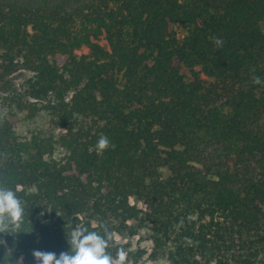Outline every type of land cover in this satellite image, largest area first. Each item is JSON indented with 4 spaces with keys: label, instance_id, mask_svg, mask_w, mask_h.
<instances>
[{
    "label": "trees",
    "instance_id": "1",
    "mask_svg": "<svg viewBox=\"0 0 264 264\" xmlns=\"http://www.w3.org/2000/svg\"><path fill=\"white\" fill-rule=\"evenodd\" d=\"M0 91L48 127L0 118L24 205L0 264L69 251L66 224H106L113 258L148 230L169 264H264V0H0Z\"/></svg>",
    "mask_w": 264,
    "mask_h": 264
},
{
    "label": "clouds",
    "instance_id": "2",
    "mask_svg": "<svg viewBox=\"0 0 264 264\" xmlns=\"http://www.w3.org/2000/svg\"><path fill=\"white\" fill-rule=\"evenodd\" d=\"M209 39L217 47L223 46L224 41L222 38L209 37ZM252 82L259 84L261 80L258 76H253ZM109 147V138L101 134L95 145L96 151L102 153ZM23 215L24 205L15 191L0 187V234L13 235L12 233L18 231L21 228ZM182 223L183 221H181ZM66 228L71 230L65 231ZM100 228L103 234L100 231H89L87 227L80 224H76L74 227L66 224L64 232L67 244L70 246L69 251L61 252L57 256L55 252L32 250L31 255L36 264H126V261L127 264H131V261H128V253L124 248H119L116 257L113 258L107 251L113 238L112 233L106 224H101ZM189 243H191L190 240ZM0 245H5V241L0 240ZM14 250L15 245L7 250L2 264H11ZM6 256H10V259L6 260ZM16 264H24L23 258L18 259Z\"/></svg>",
    "mask_w": 264,
    "mask_h": 264
},
{
    "label": "rangeland",
    "instance_id": "3",
    "mask_svg": "<svg viewBox=\"0 0 264 264\" xmlns=\"http://www.w3.org/2000/svg\"><path fill=\"white\" fill-rule=\"evenodd\" d=\"M179 34H183V30H178ZM105 45V44H104ZM189 76L188 72H185ZM27 72H19L13 77L16 88H19L28 78ZM7 93L0 91V118L8 116L13 123L17 133L22 137H27L31 133L38 132L39 130L47 131V118L42 115L35 120H28L24 115L19 114L14 108L6 109L4 106L5 97ZM133 203H136L135 201ZM137 206L142 207L141 204L136 203ZM120 245L125 247L128 253V261L131 264H169L167 256L160 255L154 259L153 253L155 251L151 239V234L148 230H141L136 236L133 237H117ZM127 264V261H126Z\"/></svg>",
    "mask_w": 264,
    "mask_h": 264
}]
</instances>
